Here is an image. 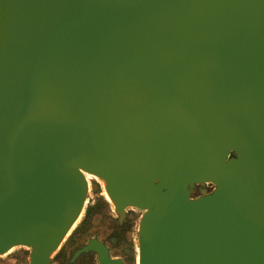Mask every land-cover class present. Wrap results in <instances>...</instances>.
I'll list each match as a JSON object with an SVG mask.
<instances>
[{"label":"water","instance_id":"1","mask_svg":"<svg viewBox=\"0 0 264 264\" xmlns=\"http://www.w3.org/2000/svg\"><path fill=\"white\" fill-rule=\"evenodd\" d=\"M83 173L138 264H264V0H0V255L49 264Z\"/></svg>","mask_w":264,"mask_h":264},{"label":"rangeland","instance_id":"2","mask_svg":"<svg viewBox=\"0 0 264 264\" xmlns=\"http://www.w3.org/2000/svg\"><path fill=\"white\" fill-rule=\"evenodd\" d=\"M89 180V191L87 195V199L83 205L81 213L75 222V225L72 227L68 235L64 238V240L60 243L58 249L51 255L54 257L58 251L68 243H80L90 239L91 237L94 239H99L103 245L108 247V255L113 257L123 258L125 264H136L137 260V225L138 220L141 215V211L136 208H127L125 209L127 228H124L120 233L124 236V242L116 241L113 242L111 237L113 233H117L116 225L112 216H115L113 212H110L106 206L109 204L105 201L104 195L102 194L103 190V182L93 176H88ZM90 184H94L96 186L95 190L90 189ZM211 187L208 184H205L202 187H198L199 190H205L206 192L210 191ZM103 195V196H102ZM104 197V198H103ZM91 202L98 203L99 205H103V214L100 219H91L89 213ZM112 207V205H109ZM124 218V217H123ZM99 220V221H98ZM123 221V219H122ZM122 221L118 224H121ZM123 248H126V252L122 251ZM28 251L23 247H14L9 252H6L3 255H0V258H3L0 264H6V259L9 257H14L17 255L26 254ZM50 257V258H51ZM119 259V258H118ZM120 260V259H119ZM19 264V263H17ZM20 264H27V261H21Z\"/></svg>","mask_w":264,"mask_h":264},{"label":"flooded vegetation","instance_id":"3","mask_svg":"<svg viewBox=\"0 0 264 264\" xmlns=\"http://www.w3.org/2000/svg\"><path fill=\"white\" fill-rule=\"evenodd\" d=\"M102 194H103V191H102ZM109 205L106 206V208L110 212H112V208ZM90 207H91L90 208L91 213H89V214L91 216V219H95L96 217H97V219H100L102 214H103V205H99L98 203L96 204L94 202H91ZM125 214H126V211H125ZM112 219H114L116 229H117V233L116 232L113 233L111 240L113 242H116V241L124 242V236L122 233H120V231H122L124 228H127L126 215L124 216L121 224H118L116 216H112ZM96 240L98 241L99 239H96ZM86 242H87V240L80 242V243H68V244L64 245L54 257H51L49 259V264H97L96 255L93 252L81 253L77 257L72 259L73 252L75 250L79 249L80 247H82L83 245H85ZM106 248L108 249V247H106ZM126 250H127L126 248L122 249V251L124 253L126 252ZM28 254L29 253L27 252L26 254L24 253L23 255H17L14 257H9L6 259V264H17V263L20 264L21 261H27V264H28ZM109 257L115 258V259L119 258L122 261V263L125 264V261L123 258L113 257L110 255H109ZM2 259L3 258H0V262L2 261Z\"/></svg>","mask_w":264,"mask_h":264},{"label":"bare ground","instance_id":"4","mask_svg":"<svg viewBox=\"0 0 264 264\" xmlns=\"http://www.w3.org/2000/svg\"><path fill=\"white\" fill-rule=\"evenodd\" d=\"M88 176H92V175H89V174L83 173V177H84L85 181L87 182V184L89 185ZM103 195H104L105 199L111 204L110 199L108 198V196L106 195L105 192L103 193ZM74 225H75V223L72 225V227H73ZM72 227L70 228V230L72 229ZM70 230L68 231V233L70 232ZM68 233H67V235H68ZM67 235H66V236H67ZM66 236H65V237H66ZM63 240H64V239H63ZM63 240H62V241H63ZM13 248H14V247H13ZM10 250H12V248L9 249L7 252H9ZM136 264H138V257H137V260H136Z\"/></svg>","mask_w":264,"mask_h":264},{"label":"trees","instance_id":"5","mask_svg":"<svg viewBox=\"0 0 264 264\" xmlns=\"http://www.w3.org/2000/svg\"><path fill=\"white\" fill-rule=\"evenodd\" d=\"M107 201V200H106ZM108 202V201H107ZM109 203V202H108Z\"/></svg>","mask_w":264,"mask_h":264}]
</instances>
